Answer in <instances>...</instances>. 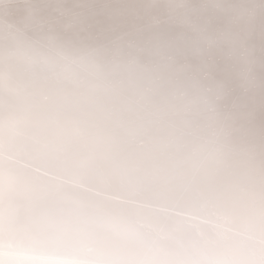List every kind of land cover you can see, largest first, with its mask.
<instances>
[{"label": "clouds", "instance_id": "clouds-1", "mask_svg": "<svg viewBox=\"0 0 264 264\" xmlns=\"http://www.w3.org/2000/svg\"><path fill=\"white\" fill-rule=\"evenodd\" d=\"M0 264H264V0H0Z\"/></svg>", "mask_w": 264, "mask_h": 264}]
</instances>
